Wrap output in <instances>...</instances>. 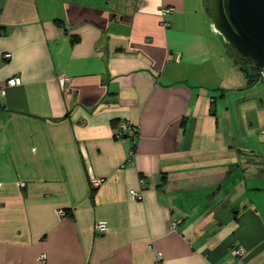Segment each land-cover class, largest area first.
I'll return each instance as SVG.
<instances>
[{
  "label": "crops",
  "instance_id": "0c3cea01",
  "mask_svg": "<svg viewBox=\"0 0 264 264\" xmlns=\"http://www.w3.org/2000/svg\"><path fill=\"white\" fill-rule=\"evenodd\" d=\"M227 46L206 0H0V264H264V80Z\"/></svg>",
  "mask_w": 264,
  "mask_h": 264
},
{
  "label": "water",
  "instance_id": "95a60500",
  "mask_svg": "<svg viewBox=\"0 0 264 264\" xmlns=\"http://www.w3.org/2000/svg\"><path fill=\"white\" fill-rule=\"evenodd\" d=\"M213 30L264 80V0H209Z\"/></svg>",
  "mask_w": 264,
  "mask_h": 264
},
{
  "label": "built area",
  "instance_id": "2783aa9c",
  "mask_svg": "<svg viewBox=\"0 0 264 264\" xmlns=\"http://www.w3.org/2000/svg\"><path fill=\"white\" fill-rule=\"evenodd\" d=\"M171 9L169 7H163L161 8V24L163 26H169V20L167 19L168 14H170ZM3 56L5 58H9L10 57V53L6 52L3 54ZM178 56V55H177ZM20 82L19 77H11L9 79H7L6 81V85H15L18 84ZM5 92V87L0 85V94H3ZM114 137L117 139H125V138H129L131 140L132 146H135L136 143V139L138 137V129L136 127V125H133L131 123H129L128 121H121L118 123V127L116 132L114 133ZM134 155V149L131 148L130 152H129V158L128 161L132 160V157ZM102 179H97L95 177L90 178V184L91 185H98L101 182ZM131 197L135 198V199H140L142 198V192L135 190V189H130L129 190ZM59 215H64L65 212L62 209H59L58 211ZM95 231L98 234H105L108 230V225L106 221H102L99 220L95 223L94 225ZM233 253L235 254H242L243 253V249L242 247H235L233 249ZM41 259L45 258L44 253H42L40 255ZM153 264H163V255L160 251H155L154 254V261Z\"/></svg>",
  "mask_w": 264,
  "mask_h": 264
},
{
  "label": "trees",
  "instance_id": "16d2710c",
  "mask_svg": "<svg viewBox=\"0 0 264 264\" xmlns=\"http://www.w3.org/2000/svg\"><path fill=\"white\" fill-rule=\"evenodd\" d=\"M207 2V9L209 0ZM232 54L233 60L239 65L241 70L245 72L246 76L248 77V84H252L255 80L262 79V76L259 74L258 69L253 66L251 59L248 57H243L238 54L234 48L227 46ZM134 148V146H132Z\"/></svg>",
  "mask_w": 264,
  "mask_h": 264
},
{
  "label": "rangeland",
  "instance_id": "374dc122",
  "mask_svg": "<svg viewBox=\"0 0 264 264\" xmlns=\"http://www.w3.org/2000/svg\"><path fill=\"white\" fill-rule=\"evenodd\" d=\"M260 82H258V86L261 84V87H262V85H264V82H261L260 84H259ZM260 87V86H259ZM255 91L256 92H259V96L260 97H262L263 98V104H264V89L263 88H255ZM225 103V102H224ZM261 133V134H263L264 135V126H261L260 128H258V130H257V133ZM258 133V134H259ZM250 139V138H249ZM249 145H252V146H255L256 148H259V145H258V143L256 142V140H255V136L253 137V140L252 141H250V143H249ZM261 147H264V143L263 144H261ZM255 164H259V163H255ZM261 168H263V167H261ZM260 168V169H261ZM260 174V172H259V170H256V172H255V176H254V179L253 180H251V182H254V181H256V183L257 184H260L259 183V180L257 179V177H258V175ZM262 179H264L263 177L260 179V180H262Z\"/></svg>",
  "mask_w": 264,
  "mask_h": 264
}]
</instances>
